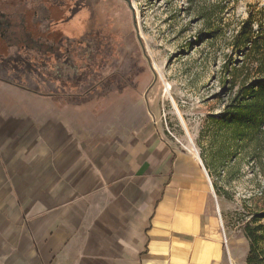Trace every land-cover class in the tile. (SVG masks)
Instances as JSON below:
<instances>
[{"label":"crops","instance_id":"1","mask_svg":"<svg viewBox=\"0 0 264 264\" xmlns=\"http://www.w3.org/2000/svg\"><path fill=\"white\" fill-rule=\"evenodd\" d=\"M66 68L0 79V264H239L201 162Z\"/></svg>","mask_w":264,"mask_h":264},{"label":"rangeland","instance_id":"2","mask_svg":"<svg viewBox=\"0 0 264 264\" xmlns=\"http://www.w3.org/2000/svg\"><path fill=\"white\" fill-rule=\"evenodd\" d=\"M212 2L45 0L51 39L70 51L73 63L68 62L97 70L106 81L118 80L112 89L95 93L96 99L117 92L139 98L163 138L201 162L229 251L247 264L250 251L264 250V139L253 153L252 146L234 143L214 119L227 102L221 72L230 54L227 38L248 12L264 27V0H218L213 13ZM212 21L227 27L224 37L210 44ZM95 30L94 43L86 36ZM87 38L98 46L99 58L85 48ZM34 66L33 59L14 50L0 56V71L10 67L24 74H4L11 81L38 80Z\"/></svg>","mask_w":264,"mask_h":264},{"label":"trees","instance_id":"3","mask_svg":"<svg viewBox=\"0 0 264 264\" xmlns=\"http://www.w3.org/2000/svg\"><path fill=\"white\" fill-rule=\"evenodd\" d=\"M216 2L210 5L212 13ZM224 7L225 4L220 8L221 13ZM208 21L211 19L208 18ZM225 26L226 23L219 26L210 22L206 41L212 44L224 37ZM226 46L230 54L221 72L227 102L222 114L214 122L229 133L234 143L252 146L251 151L255 153L264 139V27L248 12L247 18L230 31ZM232 60L236 64L231 67L229 62ZM246 263L264 264V250L250 251Z\"/></svg>","mask_w":264,"mask_h":264},{"label":"flooded vegetation","instance_id":"4","mask_svg":"<svg viewBox=\"0 0 264 264\" xmlns=\"http://www.w3.org/2000/svg\"><path fill=\"white\" fill-rule=\"evenodd\" d=\"M47 14L48 9L45 0H0V56L5 57L11 50H14V52H20L29 59H33L35 64L33 67L34 77L37 76L38 79L46 77L59 78V75L65 73L66 66L69 73L65 78L73 82V87H79V90L84 89L80 85L83 82L84 87L90 85L87 91L93 95L98 91L112 89L114 82L118 80L109 79L108 83L104 77H100L99 71L92 72L88 68L83 69L70 64L73 63L70 51L67 52L65 48L62 49V45H56L57 43L51 39L52 33L49 28V21L46 18ZM97 34L98 31L95 30L87 34L86 37L91 38L92 36L95 43ZM85 42V48L92 50L90 52L92 57L94 59L99 58L98 46L92 42L89 43L88 38ZM78 53H82V50ZM4 69L6 73L1 70L0 79L7 80L4 74H12L13 71L10 67ZM115 72L118 71L113 73ZM13 73L17 77L24 76V74ZM105 83L106 85H103Z\"/></svg>","mask_w":264,"mask_h":264}]
</instances>
